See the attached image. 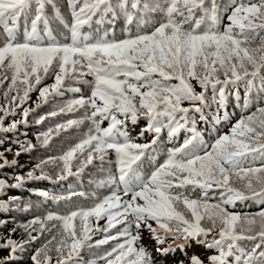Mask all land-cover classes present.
Instances as JSON below:
<instances>
[{
  "label": "snow or ice",
  "instance_id": "6c2138e0",
  "mask_svg": "<svg viewBox=\"0 0 264 264\" xmlns=\"http://www.w3.org/2000/svg\"><path fill=\"white\" fill-rule=\"evenodd\" d=\"M67 5L71 23L62 20L56 0H0V87L7 84L5 103H0V147L7 139L4 134L26 125L35 112L24 106L33 91L39 93V108L66 91H79L66 81L91 87L87 98L71 100L36 119L42 124L49 116L84 109L80 118H69L39 133L37 143L43 148L85 121L91 126L62 155L41 159L23 176H11L13 183L0 178V214L31 207L20 197L8 196L9 190L21 189L31 181L59 184L79 176L94 160L105 163L110 151L115 153V171L109 168L96 183L116 190L90 208L48 212L13 227L7 239L0 234V250L9 251L0 264H9L25 250L24 244L11 238L17 228L24 229L29 242L36 239L32 232L56 230L31 256L33 264H50L51 251L57 253V264H166L177 250L187 264H205L196 254L188 256L186 249L192 241L215 251L207 257V264H231V257L237 264H264V210H232L248 200L264 204V107L242 116L229 134L218 136L208 147L194 124L190 126V113L202 112L199 105L206 106L209 88L219 108L225 107L228 86L241 81L251 94L259 78V91L264 94V0H230L227 6L217 0H67ZM49 6L67 29L64 43L50 27ZM225 14L227 25L222 23ZM118 21L123 38L115 32ZM93 24L97 26L94 31ZM85 27L88 32L83 31ZM50 76L54 83L40 86ZM87 76L93 79H84ZM192 81L203 91L196 92ZM185 102L189 107L183 106ZM244 107H248L247 98ZM17 115L22 119L5 126L6 119ZM140 119L147 126L139 135L154 134L150 143L135 142L127 131L129 121L136 125ZM105 121L107 127H102ZM165 130L169 141L182 130L191 135L180 146L168 149L163 163L145 174V162L156 160L154 146ZM11 143L19 144L24 152L37 147L18 139ZM10 152L11 147L0 151V170L17 164L7 159ZM74 161L79 163L75 171ZM121 188L129 199L122 198ZM197 189L200 195L193 198ZM212 191L215 197L209 195ZM34 195L41 203L58 204L87 194L40 190ZM102 219L106 220L103 226ZM7 222L0 220V227ZM49 222L57 223L49 226ZM118 225L122 227L110 234ZM144 230L156 242L154 251L163 262L142 243ZM96 233H104V238L92 243ZM111 241L116 243L102 255L83 261L85 248H100ZM242 241L255 243L249 251L241 246ZM174 264H186V260Z\"/></svg>",
  "mask_w": 264,
  "mask_h": 264
},
{
  "label": "trees",
  "instance_id": "16d2710c",
  "mask_svg": "<svg viewBox=\"0 0 264 264\" xmlns=\"http://www.w3.org/2000/svg\"><path fill=\"white\" fill-rule=\"evenodd\" d=\"M217 3L223 6H227L230 3V0H217ZM56 4L60 10L62 20L64 22L71 23V10L68 8L67 0H56ZM47 11L50 17V27L53 30V34L61 43H64L65 41L63 40V36L67 35V29L64 27V24L61 22V20L55 19V11L52 10L51 6L48 7ZM226 16L227 14H225V17L222 21L224 25L228 24ZM94 19L96 18L94 17ZM105 27L109 26L106 24ZM121 29L122 22L118 21L115 26V32L118 38H123V33ZM83 31L88 32L89 29L85 27ZM84 79L91 81L93 78L91 76H87L84 77ZM192 82L196 84V92L203 91V89L199 87L196 81ZM53 83L54 77L50 76L49 78H45L42 81V85L40 86H48ZM65 83L69 87L78 88L79 91H66L62 96H56L50 99V101L46 104L42 103L41 107L39 108H36L37 98L39 95L38 91H33L32 93H30V99L24 106L36 109L35 112L31 113L28 116V123L26 125L20 124L18 126L17 131L4 134L7 139L5 140L4 145L0 147V151H4V149L11 147L12 152L6 153V157L9 161H12L13 159L17 160V164L13 167H6L0 170V178H5L8 180V183H13L14 181L10 179L11 176L16 174L23 176L41 159H46L50 156L54 157L62 155L63 152L66 151L69 147L73 146L75 143H78L80 139L83 138L84 134L88 131L89 127L91 126L90 121H85L84 124L79 127V129H69L68 132H62L60 136L54 137L47 148L40 147L37 143V135L39 133L47 131L49 127H54L56 123H62L66 121L64 116L68 115L69 113L60 114L56 117L49 116L47 119L44 120L42 124H37L35 122L36 119H38L40 116H48V113H50L51 111H58L62 103L66 104L71 100L79 99L81 97L87 98L88 96H90V85L73 81H66ZM172 83L177 82L172 81ZM255 85L256 86L251 94H248L246 92L245 84L243 83V81L238 82V86L229 85L226 89V104L224 108L218 107V104L212 99L213 93L211 88L208 89V91L205 93L207 97L206 106L199 105L202 108V112L190 113V116L192 118L190 121V126L194 124L197 131L201 133V137L204 141L205 147H208L209 145L214 143L218 136L229 134L231 127L242 116H247L252 114L253 112H256V109L258 107H264V100H262V96H264V94L259 91L261 87L259 78H257V80L255 81ZM6 87L7 84H5L4 87H0V103H5L3 98V92L6 90ZM216 98L217 100L219 99L218 93ZM245 98H247L248 100L247 108L244 107ZM183 106L189 107V104L185 102ZM74 116H80V114H75ZM21 119V115L9 117L5 120V126L10 124L12 120ZM107 124L108 122L105 121L102 124V127H107ZM146 126L147 123H145L144 120H139L136 125H132L129 121L127 125V131L130 133V136L135 140V142L150 143L154 134L146 132L143 136L139 135L141 130ZM190 135V132L182 130L174 140L169 141L165 130L161 134L158 144L154 146L156 149L154 153V155L156 156V160L153 162H145L143 169L145 174H149L155 165L163 163V161L166 159L168 149H174L175 147L180 146L183 143L184 139ZM16 139L20 141L30 142L33 145H37V147L30 152L21 151L19 144L11 143L12 140ZM17 151H21V154L19 156L15 155ZM78 166V161H74L73 171H75ZM256 166H259V162H257ZM109 168L115 171V153L111 151L108 153L105 163L101 164L98 159L94 160L92 164L84 167L83 171L80 173L79 176H70L67 180L59 182V184L54 185L47 180L31 181L25 184V186L21 189L9 190L7 194L8 196L20 197L22 202L30 204L31 207L29 211L13 210L7 214H0V220L8 221L6 225L0 227V234H2L5 239H7L9 238L10 229H12L13 227H16L20 224H26L28 221L36 217H43L52 210L60 211L68 209L70 205H72L71 201H61L58 204H53L50 201L41 203V198L34 195L36 191L48 190L65 195H67L71 191H82L87 194L86 196H90V199L95 200L103 199L105 196L111 195L112 191L116 190L114 186L99 187L96 183L97 181L105 177L106 172ZM47 170L52 175H55V172L53 171L51 166H48ZM120 194L123 199H129L128 196L123 195L122 188L120 189ZM199 195V189L192 193L193 198H197ZM209 195L215 197L217 193L215 191H212L209 193ZM3 198L7 199V196ZM74 200L75 199H72L73 202ZM214 202L215 200L210 201V203ZM232 210L239 213H256L260 210H264V204H261L258 200H248L243 203L238 202L236 208ZM51 223L57 222H49V226L51 225ZM99 223L101 226H103L105 225V220L102 219ZM36 227L38 228L39 226ZM120 227L122 226L118 225L117 228L112 229L110 234H115L120 229ZM54 234H56L55 229H53L52 233H49L47 231H45L43 234H41L39 231L32 232V235L35 236L36 239L34 241L29 242L28 234L24 231V229L17 228V231L14 235L11 236V238L24 244L25 250L23 252H19L17 254V259L14 261H10L9 264H33L31 256L35 254L36 250L41 249L43 245L46 244L47 241L51 239V236ZM103 238L104 233L94 234L92 243H95L96 240ZM209 239H211V237H209ZM142 243L147 246L150 251L153 252V255L156 254L154 251V245L156 242L151 238L150 233L147 230H144L143 232ZM254 243L255 242L253 241H242L241 246L245 248V250L250 251ZM49 247L51 248L53 246L50 245ZM102 247L103 246H101L100 248ZM164 247H167V245H164ZM100 248H94V251ZM186 251L188 256L196 254L200 258H205V264H207L208 256L216 254L214 250L206 249L203 245H197L195 241L189 243ZM48 254L51 256L50 264H57V253L55 251H51ZM8 255V250H0V259H3ZM81 257L85 262L95 259L94 253H89L85 251L81 252ZM179 259H185L187 264V258L184 257L179 250H177L174 255H171L167 258L166 264H174V261ZM229 259L231 264H237L235 257H231ZM156 260L158 262H163L164 258L158 255L156 256Z\"/></svg>",
  "mask_w": 264,
  "mask_h": 264
},
{
  "label": "rangeland",
  "instance_id": "374dc122",
  "mask_svg": "<svg viewBox=\"0 0 264 264\" xmlns=\"http://www.w3.org/2000/svg\"><path fill=\"white\" fill-rule=\"evenodd\" d=\"M97 26L95 24H93V31L95 30ZM193 83V82H192ZM194 86H196L195 83H193ZM65 104L62 103L61 104V107L64 106ZM84 112V109H79L78 111L76 112H73V113H69L68 115H65V120L71 118V119H78L81 117V115L83 114ZM75 114H80V116H74ZM140 120H144V119H140ZM145 123H147L146 120H144ZM72 199H75L74 202L71 200V204L70 207L68 209H64V210H60V211H55V210H52L50 212H56V213H60V214H64V213H67L68 211H71V210H76L78 208H84V209H87V208H90L94 203L97 202V200L95 199H90V196H86V197H80V196H76V197H72ZM105 224H106V220H105ZM98 234V233H96ZM116 243V241H111L109 244L107 245H104L102 248L94 251V248L92 249H88V248H85V252H89V253H94V258H97L98 256L102 255L106 250L110 249L114 244ZM154 247H156V243L154 245ZM154 256H158V255H154ZM203 259L204 261H206L205 258H201ZM99 264H104L103 261H99Z\"/></svg>",
  "mask_w": 264,
  "mask_h": 264
}]
</instances>
